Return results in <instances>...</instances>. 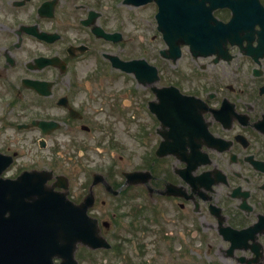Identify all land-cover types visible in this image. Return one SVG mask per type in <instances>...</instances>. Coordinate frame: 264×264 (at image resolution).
<instances>
[{"label": "flooded vegetation", "instance_id": "af4514ba", "mask_svg": "<svg viewBox=\"0 0 264 264\" xmlns=\"http://www.w3.org/2000/svg\"><path fill=\"white\" fill-rule=\"evenodd\" d=\"M177 3L209 52L196 57L184 45L175 62H165L176 65L189 52L192 64L137 81V111L122 115L141 151V169L131 171H142L140 182L121 189L106 171L119 192L92 188V179L74 194L68 179V197L79 205L92 188L89 214L104 222L112 218L99 207L116 203L120 211L144 196L147 227L160 239L180 244L200 233L225 264H264V0ZM105 10L98 0H0V154L13 157L5 178L51 171L45 186L42 176L33 187L67 192L55 160L109 127V117L99 118L108 107L103 55L122 58L126 41L102 39ZM141 51L132 59L152 58L154 50ZM87 252L77 248L79 264Z\"/></svg>", "mask_w": 264, "mask_h": 264}, {"label": "rangeland", "instance_id": "374dc122", "mask_svg": "<svg viewBox=\"0 0 264 264\" xmlns=\"http://www.w3.org/2000/svg\"><path fill=\"white\" fill-rule=\"evenodd\" d=\"M98 2H102L106 8L107 14L101 20V24L106 26L107 32L115 31L121 21L124 24L122 34L126 44L121 56L123 59L132 60L133 56L139 58L141 49L148 47L150 53L152 50L154 52L152 58L150 57L147 61L162 71L163 78H166L170 71L176 72L183 68L187 62L192 64L189 52L185 53V57L176 65L165 62L160 57L158 50L167 48V45H164L162 35L156 29L157 23L153 18L157 12L155 3L136 9L122 4L116 6L115 0H98ZM102 48L103 52H114L105 45H102ZM105 82L108 107L102 109L99 118L101 122H105L104 117H109V127L101 128L100 132L91 134L90 139L81 145H69L67 147L69 153L64 150V155L55 160L58 173L69 178L74 194L79 193L81 184H86L92 172L106 170L109 166H113V163H116L117 166L112 172V177L113 179L115 177L120 183L124 182L123 174L125 172L136 170V168L141 169L139 163L141 151L134 143L133 137H129V127L132 123L122 115L124 112L134 113L137 111L135 103L137 94L125 92L133 86V82L135 83L134 76L127 75L122 71L107 70L105 71ZM117 107L121 109L120 113L115 110ZM97 110L100 111V107ZM115 141L117 147L113 149L112 144ZM110 142L111 149L108 147ZM132 197L130 201L123 204L122 213L125 215H121L123 217L121 224L119 226L118 222L116 225L112 224L106 234L113 246H120L121 252H115L113 248L109 253L105 250L86 253L81 264H225L218 258L214 244L213 248H207L206 243L201 244L202 234L200 233L194 242L189 245L185 242L188 246H181L187 248V251L185 250L187 253L183 252L185 254L180 252L179 244L171 243L165 237L160 239L155 227H147L148 216L144 196L137 200H135V196ZM107 206L115 208L112 203H107ZM108 208L99 207L98 212L104 213L108 211ZM162 231H164V227ZM201 233L211 236L205 231H201Z\"/></svg>", "mask_w": 264, "mask_h": 264}, {"label": "water", "instance_id": "95a60500", "mask_svg": "<svg viewBox=\"0 0 264 264\" xmlns=\"http://www.w3.org/2000/svg\"><path fill=\"white\" fill-rule=\"evenodd\" d=\"M159 23H161L160 28L162 29L163 24L162 22ZM12 183L15 182L3 181L2 186L9 189L10 187L13 186ZM53 208L54 210H56L57 206L54 205ZM5 210L10 211L11 213V217L8 219H6L3 215ZM16 222H17V217L15 213V207L14 206L6 207L2 203L0 205V234L3 236L10 237L11 240L7 248L3 249L0 247V264H52V262L46 258V252L44 253V255L42 254L39 256L40 252L45 249L44 243H42L41 246H39L38 248L28 249L24 251V253L19 254V248L16 246V241L18 240L15 238ZM63 222L68 227L74 225V223L68 220L66 216H64ZM42 226L43 225H36L38 231L42 228ZM85 226H86L85 232H82V234L80 235L81 239L87 245H90L93 248L99 247L100 242L102 240L99 238L98 229L96 228L94 221H89L88 219H86ZM53 251H59L63 253L69 251L68 254H61V256L65 259V262L62 264H76V261L74 260V256H73L74 246H70L68 242L62 244L59 243L58 239H54ZM35 254L38 255V259H35L37 257Z\"/></svg>", "mask_w": 264, "mask_h": 264}]
</instances>
